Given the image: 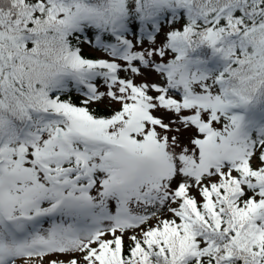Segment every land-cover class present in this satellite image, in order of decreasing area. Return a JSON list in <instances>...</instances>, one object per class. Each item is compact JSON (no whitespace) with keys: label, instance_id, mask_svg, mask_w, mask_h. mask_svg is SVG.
<instances>
[{"label":"snow or ice","instance_id":"1","mask_svg":"<svg viewBox=\"0 0 264 264\" xmlns=\"http://www.w3.org/2000/svg\"><path fill=\"white\" fill-rule=\"evenodd\" d=\"M0 264H264V0H0Z\"/></svg>","mask_w":264,"mask_h":264}]
</instances>
